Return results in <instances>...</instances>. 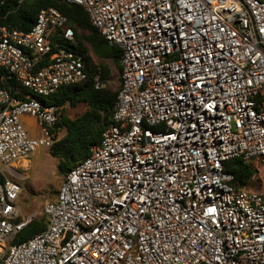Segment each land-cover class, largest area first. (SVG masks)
<instances>
[{
  "label": "built area",
  "instance_id": "2783aa9c",
  "mask_svg": "<svg viewBox=\"0 0 264 264\" xmlns=\"http://www.w3.org/2000/svg\"><path fill=\"white\" fill-rule=\"evenodd\" d=\"M65 1L122 50L113 122L42 213H24L16 163L59 139L46 98L87 73L72 49L51 52L56 32L76 43L57 8L26 31L0 23V69L24 91L0 86V264H264V191L224 167L264 166V0Z\"/></svg>",
  "mask_w": 264,
  "mask_h": 264
},
{
  "label": "trees",
  "instance_id": "16d2710c",
  "mask_svg": "<svg viewBox=\"0 0 264 264\" xmlns=\"http://www.w3.org/2000/svg\"><path fill=\"white\" fill-rule=\"evenodd\" d=\"M47 7H55L66 16L76 40L72 44L56 32L52 36L51 52L61 47L72 49L82 56L87 73L84 80L64 86L46 98L48 102L62 107L55 129L63 127L65 135L54 141L49 148V154L58 161L57 169L65 177L70 170V164L83 161L89 155L90 147L100 143L103 131L113 122L112 113L121 87L122 50L104 39L90 22L83 7L65 0H0V23L10 28L29 30L38 12ZM46 61L47 58L44 63ZM44 63H40L38 67ZM112 67L118 71L117 75L112 74ZM3 71L0 69V86L14 96H21L24 91L14 79L3 77ZM97 73L104 83L99 89L93 84V77ZM113 78L119 82L115 90L110 85ZM80 102L85 104V111L75 118L67 117L65 106L75 107ZM224 167L233 174V185L236 187L248 186L255 173L252 163L242 158L229 159ZM45 226L46 218L43 216L17 233L13 242L28 239Z\"/></svg>",
  "mask_w": 264,
  "mask_h": 264
},
{
  "label": "rangeland",
  "instance_id": "374dc122",
  "mask_svg": "<svg viewBox=\"0 0 264 264\" xmlns=\"http://www.w3.org/2000/svg\"><path fill=\"white\" fill-rule=\"evenodd\" d=\"M112 74L117 75L118 71L112 67ZM110 85L115 90L119 82L116 79L110 80ZM86 106L83 102L78 103L75 107L65 106V115L69 118H75L83 113ZM22 120L29 134L39 136L41 126L28 115H23ZM58 136L62 138L65 135V129H58ZM21 164L17 173V179H20L22 191L20 193L18 204L24 213L29 211H37L42 213L43 205L46 201L53 200L61 185L64 176L57 169L58 161L49 154V148H40L31 154L26 162ZM77 163L72 162L70 168ZM255 173L249 181L247 189L255 191H264V166L253 163ZM2 164L0 163V168ZM20 171V172H19Z\"/></svg>",
  "mask_w": 264,
  "mask_h": 264
},
{
  "label": "crops",
  "instance_id": "0c3cea01",
  "mask_svg": "<svg viewBox=\"0 0 264 264\" xmlns=\"http://www.w3.org/2000/svg\"><path fill=\"white\" fill-rule=\"evenodd\" d=\"M29 135L34 136V135H32V134H29ZM27 161H28V159H25V160H23V162L20 161V162L16 163L17 169L20 170L19 168L22 167L21 164H22V165H26V164H27V163H26ZM19 172H20V171H19ZM17 178H18V177H17ZM17 180L19 181L20 179H17Z\"/></svg>",
  "mask_w": 264,
  "mask_h": 264
},
{
  "label": "bare ground",
  "instance_id": "6f19581e",
  "mask_svg": "<svg viewBox=\"0 0 264 264\" xmlns=\"http://www.w3.org/2000/svg\"><path fill=\"white\" fill-rule=\"evenodd\" d=\"M23 162V161H22Z\"/></svg>",
  "mask_w": 264,
  "mask_h": 264
}]
</instances>
